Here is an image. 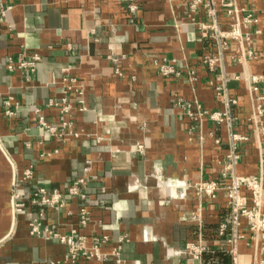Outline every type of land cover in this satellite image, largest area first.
Returning <instances> with one entry per match:
<instances>
[{
	"label": "crops",
	"instance_id": "0c3cea01",
	"mask_svg": "<svg viewBox=\"0 0 264 264\" xmlns=\"http://www.w3.org/2000/svg\"><path fill=\"white\" fill-rule=\"evenodd\" d=\"M6 2L12 10L0 23V143L18 177L32 169L34 180L18 189L25 206L11 226V169L0 152V264H70L66 245L30 234L31 222L39 219L60 235L75 231L89 246L108 238L101 245L106 260L82 257L75 264H191L178 252L199 237L216 248L220 264H231L218 236V226L230 222L227 192L211 200L175 187L230 183L232 174L222 175L230 163L229 127L194 125L177 103L228 110L233 131L247 138L239 143L234 173L264 184V0H205L210 7L196 12L190 0ZM214 23L227 38V50L213 72L204 59L218 55L219 42L200 27ZM34 54L41 58L35 73L9 71V59ZM164 62L179 74L162 76ZM221 76L237 102L229 109L217 90ZM65 78L77 79L83 89L81 97L68 95L78 136L57 139L43 134L38 119L60 125V110L49 103L64 97ZM81 99L84 112L78 109ZM9 109L13 116L6 115ZM134 144L144 145V155L131 152ZM77 178L86 179V203L67 194ZM41 187L64 193L66 207L31 204L33 190ZM243 194L251 207L249 193ZM83 205L91 212L86 226L80 224ZM245 232L240 264H252L255 248ZM119 246V258L112 256Z\"/></svg>",
	"mask_w": 264,
	"mask_h": 264
},
{
	"label": "built area",
	"instance_id": "2783aa9c",
	"mask_svg": "<svg viewBox=\"0 0 264 264\" xmlns=\"http://www.w3.org/2000/svg\"><path fill=\"white\" fill-rule=\"evenodd\" d=\"M202 7L209 8V3L205 0H190V9L192 12H196ZM131 12L136 11V6H129ZM12 10V6L9 5L6 0H0V23H4L8 13ZM214 16V12L211 10L209 12ZM201 31L205 36L208 32H213V37L219 42L218 55L217 56H207L204 59V63L207 64L211 71H216L219 64L222 63V58L227 46L226 37L219 29L217 23L213 25H201ZM110 59L119 64L122 60L117 57H110ZM41 60L38 54L31 56H20L18 61L9 59L8 69L10 72H31L35 73L37 70V65ZM160 74L162 76H172L178 75L175 67L169 63H162L159 68ZM67 73V69L64 70ZM117 75L123 76V73L117 69ZM190 80H194L193 74L189 73ZM257 78L254 79L256 81ZM219 80L222 81V85L217 88L218 94L222 95L224 93L225 105L227 109L231 106L236 105V100L229 97L225 89V79L221 76ZM63 94L64 97L60 100H51L49 103L50 107H55L60 110V125L50 124L44 117L40 116L38 119V127L43 131V134L48 137L65 139L68 137H77V133L74 132V123L71 121V117L74 112V107L69 102L68 95L72 92L78 94L80 97L83 95L82 86L78 83L75 78H65L64 79ZM256 90V88H253ZM13 99L7 102V106L10 108L12 106ZM81 107L79 111L84 112L83 100L79 101ZM178 107L184 109L185 115L194 125L201 126L205 121H211L215 124L226 123L229 127V143H230V153L228 159L230 163L224 167L223 177L227 178L228 175L232 174L230 183L223 188L218 181H200L195 184H187L183 182H178L176 188L194 189L199 198H208L214 200L217 198L218 193L221 190L227 192L228 206L230 210V222L222 223L218 226V236L224 239V244H226V253L230 256L231 264H240L239 257V246L241 242L247 240L246 232H248L250 237V242L255 248V254L252 264H264V184L263 180L255 177H241L234 173L235 166L238 163L239 155L237 149L239 143L247 140L243 135L235 133L232 129L233 118H231L229 111L225 112H210L205 110L199 103L185 104L183 101H178ZM39 114L40 110H36ZM258 113H262V109L258 108ZM7 116H13L14 113L11 109L6 111ZM219 141H217L218 143ZM1 146V143H0ZM2 147V146H1ZM5 152V151H4ZM131 152L139 153L144 155L145 147L144 145L134 144L131 147ZM6 153V152H5ZM7 155V153H6ZM9 158V156L7 155ZM10 160V158H9ZM11 161V160H10ZM12 163V161H11ZM13 165V164H12ZM14 169V181H13V191H12V207L14 214V223L16 221L17 214L23 211L25 206L24 197L18 192V189L29 184L34 180V171L32 169H26L23 171V175L18 177L15 166ZM86 171H89L87 168ZM168 185V184H167ZM87 182L85 178H77L70 183L67 188V194L70 197H78L84 203L88 201L84 190L86 189ZM165 192L171 191V186H163ZM243 191H247L250 195L252 206L249 207L248 199L243 194ZM30 203L33 205H40L47 207L53 211H59L66 207V196L64 193L58 190L53 192L46 188H35L32 192V197ZM69 214V213H68ZM91 221V212L88 206L83 205L80 209V224L81 226H86ZM244 221L246 222V229L244 228ZM30 234L32 236H44L46 238H53L60 241L62 244L68 247L67 261L70 264H75L80 258H85L87 260H97L104 261L108 257L101 250V245L108 241L107 237L102 239L95 238L92 246L87 244V239L77 235L75 231L69 236L60 235L59 233L43 226L40 219L34 220L30 224ZM121 243L124 240L120 239ZM121 251V246L115 249L112 256L119 258ZM217 253L214 246L210 245L204 241L201 237L198 240L188 243L184 250L178 252V255H183L191 262V264H220L219 260L213 257ZM207 257H210L207 259Z\"/></svg>",
	"mask_w": 264,
	"mask_h": 264
},
{
	"label": "water",
	"instance_id": "95a60500",
	"mask_svg": "<svg viewBox=\"0 0 264 264\" xmlns=\"http://www.w3.org/2000/svg\"><path fill=\"white\" fill-rule=\"evenodd\" d=\"M0 152L2 153V155L4 156L6 161L8 162L9 167L11 169V186H10V193H9V202H10V209H11V226H13L14 214H13V207H12V191H13V181H14V169H13V165H12L11 161L9 160V158L7 157L6 153L4 152V150L1 146H0Z\"/></svg>",
	"mask_w": 264,
	"mask_h": 264
}]
</instances>
